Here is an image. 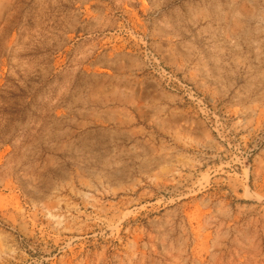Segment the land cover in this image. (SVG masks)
<instances>
[{"label":"rangeland","instance_id":"obj_1","mask_svg":"<svg viewBox=\"0 0 264 264\" xmlns=\"http://www.w3.org/2000/svg\"><path fill=\"white\" fill-rule=\"evenodd\" d=\"M0 264H264V0H0Z\"/></svg>","mask_w":264,"mask_h":264},{"label":"built area","instance_id":"obj_2","mask_svg":"<svg viewBox=\"0 0 264 264\" xmlns=\"http://www.w3.org/2000/svg\"><path fill=\"white\" fill-rule=\"evenodd\" d=\"M164 71V78L167 80L169 83H177L181 86V88L186 92L188 95H193L194 91L192 90V87L189 86L188 84L181 82L180 80L178 81L177 77L174 76L172 73Z\"/></svg>","mask_w":264,"mask_h":264}]
</instances>
